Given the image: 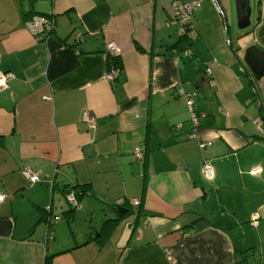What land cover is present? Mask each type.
<instances>
[{
	"label": "crops",
	"instance_id": "crops-1",
	"mask_svg": "<svg viewBox=\"0 0 264 264\" xmlns=\"http://www.w3.org/2000/svg\"><path fill=\"white\" fill-rule=\"evenodd\" d=\"M232 1L218 0L229 16ZM252 10L264 18V0ZM38 13L55 21L41 39L26 28ZM190 22L183 39L169 0H0V72L13 75L0 87V264H262L264 78L242 68L257 28L224 29L212 0ZM178 87L204 114L194 137Z\"/></svg>",
	"mask_w": 264,
	"mask_h": 264
},
{
	"label": "built area",
	"instance_id": "built-area-1",
	"mask_svg": "<svg viewBox=\"0 0 264 264\" xmlns=\"http://www.w3.org/2000/svg\"><path fill=\"white\" fill-rule=\"evenodd\" d=\"M200 1L201 0H169V3L172 8V20L173 22H176L180 24L184 30H188V38H194V34L191 31V17L193 13L199 9L200 7ZM216 13L218 17L222 20L223 28L227 29V15L225 13L224 8L218 3V0H212ZM55 26V21L54 18L51 14H43V13H38V14H33L27 21H26V28L27 30L37 37L38 39H41L42 37H46L52 33V30L54 29ZM229 42V40H228ZM105 55L110 54V55H119V46L113 42H107L105 44ZM119 69H113L109 70L106 72V78L108 80H111L115 77ZM209 68H206V72H209ZM11 74L10 73H5V72H0V87L6 86V78H10ZM209 83L212 84V80H209ZM177 92L181 95H183L185 99V103L187 107L190 109V133L189 135L191 137H194L196 135V129L198 127L199 121L201 117H204L203 113H196L192 110L193 107V97L192 93L185 92L182 88L178 87ZM82 120L88 124L89 127H93L96 124V118L95 116L87 109H84L82 111ZM253 124L261 130V124H262V117L261 115H257L255 118L252 120ZM180 125H178L179 127ZM206 145H209V142H206V144H202L201 147H205ZM133 154L135 157H140L141 156V151L139 148H134L133 149ZM202 166V172L204 176L208 179L212 178V169L208 163V160L206 158H202L201 162ZM261 171V168L259 166H255L251 169L250 174L252 175H257ZM22 174L24 177L30 182L34 183L38 180L39 178V172L38 171H33L29 168H25L22 171ZM68 203L72 207H77V201L75 196L70 193L66 195ZM4 199V194L0 193V202ZM131 205H138L139 200L134 199L131 201H128ZM257 215L253 214L252 219H256ZM261 263L264 264V257H262Z\"/></svg>",
	"mask_w": 264,
	"mask_h": 264
},
{
	"label": "water",
	"instance_id": "water-1",
	"mask_svg": "<svg viewBox=\"0 0 264 264\" xmlns=\"http://www.w3.org/2000/svg\"><path fill=\"white\" fill-rule=\"evenodd\" d=\"M234 4L237 27L239 29L249 27L251 15L249 0H234ZM243 61L248 65L255 80L264 77V48L255 44L248 46L244 51ZM119 209L120 207L116 206L114 213L118 212Z\"/></svg>",
	"mask_w": 264,
	"mask_h": 264
},
{
	"label": "flooded vegetation",
	"instance_id": "flooded-vegetation-1",
	"mask_svg": "<svg viewBox=\"0 0 264 264\" xmlns=\"http://www.w3.org/2000/svg\"><path fill=\"white\" fill-rule=\"evenodd\" d=\"M261 15H262V13H261V11H259L258 14H257V17H256V19L258 21H256V23L254 24V27L257 28V33L255 34L256 35V39H255L254 44L257 45L260 48H264V18H262ZM243 56H244V54H243ZM242 59H243V57H242ZM242 68L244 70H246L247 72L250 71L248 65L245 62H242ZM261 78H264V77H261Z\"/></svg>",
	"mask_w": 264,
	"mask_h": 264
},
{
	"label": "rangeland",
	"instance_id": "rangeland-1",
	"mask_svg": "<svg viewBox=\"0 0 264 264\" xmlns=\"http://www.w3.org/2000/svg\"><path fill=\"white\" fill-rule=\"evenodd\" d=\"M252 2H253V0H249L250 6H252ZM232 4H233V8H232L231 16H229V14L227 12V24H228V26H230V28L236 29L237 32H244V31L251 30L253 28V26H254V23H255V22L253 23V21L257 17L256 16L257 13L255 12V10L254 11L253 10L251 11V15H250V25H249V27H247L245 29H239L237 27V23H236L234 0L232 1ZM262 101H264V100H262ZM262 104H264V103H262Z\"/></svg>",
	"mask_w": 264,
	"mask_h": 264
},
{
	"label": "trees",
	"instance_id": "trees-1",
	"mask_svg": "<svg viewBox=\"0 0 264 264\" xmlns=\"http://www.w3.org/2000/svg\"><path fill=\"white\" fill-rule=\"evenodd\" d=\"M182 34H183L182 35V38L183 39H189L188 38V34H187V32L185 30H184V32ZM105 60H106V68H107V71L113 70V69H120L119 55H116L115 56V55L106 54L105 55ZM73 208H75V207H73ZM47 263H48V259H46L44 261V264H47Z\"/></svg>",
	"mask_w": 264,
	"mask_h": 264
},
{
	"label": "bare ground",
	"instance_id": "bare-ground-1",
	"mask_svg": "<svg viewBox=\"0 0 264 264\" xmlns=\"http://www.w3.org/2000/svg\"><path fill=\"white\" fill-rule=\"evenodd\" d=\"M32 16V15H31ZM30 16V17H31ZM54 29H55V26H54ZM54 29L52 30V33L54 32ZM186 31V30H185ZM192 31V30H191ZM187 32V34H188V30L186 31ZM35 37V36H34ZM36 39H38L37 37H35ZM3 72H5V73H10V72H8V71H3ZM11 74V73H10ZM12 74H11V77L9 78V79H11L12 78ZM8 78H6V83H7V81L9 80ZM188 110H189V118H190V109L188 108ZM192 110L194 111V109H193V107H192ZM194 112H196V111H194ZM196 113H199V112H196ZM87 126H88V124H87ZM95 126V125H94ZM93 126V127H94ZM89 127V126H88ZM93 127H90V128H93ZM132 200H134V199H132ZM262 257H264V256H262ZM261 260H262V258H261Z\"/></svg>",
	"mask_w": 264,
	"mask_h": 264
}]
</instances>
